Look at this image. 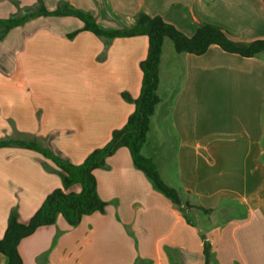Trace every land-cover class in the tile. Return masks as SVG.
Masks as SVG:
<instances>
[{"label": "crops", "instance_id": "obj_1", "mask_svg": "<svg viewBox=\"0 0 264 264\" xmlns=\"http://www.w3.org/2000/svg\"><path fill=\"white\" fill-rule=\"evenodd\" d=\"M41 1L49 11L67 4L86 12L104 29H129L144 11L188 38L209 24L240 44L264 40L262 0ZM36 6L0 0V19ZM82 27L72 17H38L0 41V139L36 140L80 165L125 126L147 37L105 41ZM158 74L142 154L182 204L207 212L174 205L119 147L93 171L104 212L38 228L18 244L22 264H205V245L208 264H264V52L244 58L212 45L194 56L164 42ZM59 188L42 156L0 148V239L12 211L26 224Z\"/></svg>", "mask_w": 264, "mask_h": 264}, {"label": "trees", "instance_id": "obj_2", "mask_svg": "<svg viewBox=\"0 0 264 264\" xmlns=\"http://www.w3.org/2000/svg\"><path fill=\"white\" fill-rule=\"evenodd\" d=\"M264 2V0H262ZM35 10L22 16L12 15L0 19V41L11 29L24 25L31 19L38 17H72L79 20L87 31L105 41L116 38H132L145 36L148 40L146 58L140 63L142 73L139 97L133 101L135 109L128 117L125 126L113 133L110 142L101 149L90 153L82 164L74 165L63 160L47 147L40 145L36 140L20 141L0 139V148H20L36 152L54 166V172L59 174L62 188L55 189L29 219L26 224L17 220L16 213L11 212L5 233L0 239V255L5 258V264H22L18 253L20 241L38 228L55 224L58 217H62L69 226H75L82 216L95 212L103 213L106 204L100 200L96 192V183L93 171L104 166L106 158L111 156L119 147L128 149L133 164L140 169L150 180L153 188L168 198L174 205L187 209L188 204H182L179 192L161 179L151 159L142 154V147L146 141L150 118L159 102L157 89L159 84V64L162 55L164 40L172 42L173 49L178 54L201 56L212 45L222 51L236 54L244 58L255 57L264 52V40L250 44H240L230 39L221 28L209 24L197 27L191 38L183 35L171 24L164 22L160 17H151L142 11L136 16L135 24L129 29H104L88 13L62 4L53 11L47 10L41 0H36ZM76 32L69 34L72 39ZM124 99L128 97L123 94ZM77 187V191H70ZM198 211L207 212L200 207L193 206ZM205 264L209 261L208 248L204 246Z\"/></svg>", "mask_w": 264, "mask_h": 264}, {"label": "rangeland", "instance_id": "obj_3", "mask_svg": "<svg viewBox=\"0 0 264 264\" xmlns=\"http://www.w3.org/2000/svg\"><path fill=\"white\" fill-rule=\"evenodd\" d=\"M164 42L166 43L167 46H169L171 49H173V45H172V42L169 40V39H165ZM163 173V171H162Z\"/></svg>", "mask_w": 264, "mask_h": 264}]
</instances>
